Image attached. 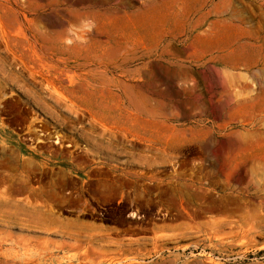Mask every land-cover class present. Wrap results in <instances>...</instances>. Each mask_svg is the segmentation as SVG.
I'll return each mask as SVG.
<instances>
[{"label": "rangeland", "instance_id": "obj_1", "mask_svg": "<svg viewBox=\"0 0 264 264\" xmlns=\"http://www.w3.org/2000/svg\"><path fill=\"white\" fill-rule=\"evenodd\" d=\"M0 264H264V0H0Z\"/></svg>", "mask_w": 264, "mask_h": 264}, {"label": "clouds", "instance_id": "obj_2", "mask_svg": "<svg viewBox=\"0 0 264 264\" xmlns=\"http://www.w3.org/2000/svg\"><path fill=\"white\" fill-rule=\"evenodd\" d=\"M95 28L96 22L90 17L81 18L78 23L68 24L63 44L69 48L77 43L86 44Z\"/></svg>", "mask_w": 264, "mask_h": 264}]
</instances>
